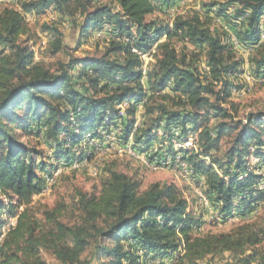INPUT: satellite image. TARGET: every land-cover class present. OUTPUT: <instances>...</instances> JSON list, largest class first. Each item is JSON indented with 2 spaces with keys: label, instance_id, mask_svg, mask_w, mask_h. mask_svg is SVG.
Masks as SVG:
<instances>
[{
  "label": "trees",
  "instance_id": "1",
  "mask_svg": "<svg viewBox=\"0 0 264 264\" xmlns=\"http://www.w3.org/2000/svg\"><path fill=\"white\" fill-rule=\"evenodd\" d=\"M95 1L22 3V11L37 13L81 6L83 39L100 30L109 33L103 55L71 58L56 72L35 60L28 39H20L31 33L23 13L0 11V264H47L43 252L60 264H148V255L166 264L179 251L174 264H199L225 253L233 264H264L263 223L244 221L229 232L197 234L203 220L190 213L188 198L174 183H153L141 191L138 179L108 169L98 194H80L73 223L65 220L66 203H34L46 187L45 176L80 157L76 149L88 136L101 137L100 127L121 128V143L132 139V149L150 161L175 156V142L196 136L195 146L180 148V162L205 178V194L222 220H246L264 200V111L235 121L226 106L234 89L249 87L235 83L246 71L254 80L264 78V0L213 2L205 5L204 17L198 11L179 15L171 26L147 16L182 0L94 6ZM212 22H220L222 31L212 30ZM45 30L57 33L54 52L61 51L57 28ZM176 41L198 51L179 50ZM240 50L249 57L237 58ZM202 53L205 71L199 68ZM142 54L156 58L146 74ZM229 134L228 147L218 154ZM158 135L159 150L149 156ZM30 138L45 145L48 155ZM93 244V258H83Z\"/></svg>",
  "mask_w": 264,
  "mask_h": 264
},
{
  "label": "rangeland",
  "instance_id": "2",
  "mask_svg": "<svg viewBox=\"0 0 264 264\" xmlns=\"http://www.w3.org/2000/svg\"><path fill=\"white\" fill-rule=\"evenodd\" d=\"M33 0H0V11L4 8L9 7L13 9L20 10L23 13L24 20L26 24L31 29V33L26 36H21V40H29V44L35 50V60L42 61L51 71L56 72L59 70L62 64L69 62L71 58L86 57V56H101L108 48L109 33L105 30L97 31L96 33H91L89 38L83 39L80 35V27L83 21L82 7H72V11L61 12L56 9L55 6H50L42 13H37L35 11L24 12L22 11V3L29 2ZM84 1V0H82ZM226 0H182L177 2V4L171 8H166L164 12L156 11L154 14L147 16V20H157L160 23L172 25L175 18L179 15L186 16L190 15L194 11L204 14L205 5L213 2H225ZM100 4L115 5L111 0H96L94 6ZM204 17V15H203ZM49 26L51 29L57 28L59 36L62 41V50L59 52H54L53 43L58 37L57 33L53 30H45V26ZM106 30H112L111 25H107ZM212 30H221L220 22L211 23ZM103 34V35H102ZM102 35V36H100ZM164 40V39H163ZM236 42V39H234ZM176 46L179 50L185 51H198L195 47L181 41H176ZM1 50V46H0ZM138 51V50H137ZM249 52H237V58L241 56L248 58ZM142 58L147 62L151 61L153 65L156 63V58H150L148 54H142ZM147 59V61H146ZM144 65V64H143ZM199 68L201 70H206V55L202 53L199 58ZM243 78V80L241 79ZM248 82L249 87L246 90H233V95L228 99L226 106L231 108L234 114V120H244L249 113L264 111V78H259L254 80L251 75L246 71L244 75L239 77L235 83L244 84ZM221 86H219L220 88ZM233 104V106H232ZM125 105V106H124ZM127 103L122 104V112H124ZM101 137L88 136L82 143V147L78 150L76 149V155L83 158L86 153L91 152L93 145H98L94 147V156L89 165H81L75 169L69 166H60L56 169L52 175L55 176L53 184L45 188L38 196L34 198L35 204H45L49 207L63 202L68 206L66 222L73 223L79 214L78 210V200L81 193L87 195L98 194L103 181L108 177V169L117 170L119 172H126L127 174L135 177L141 183V191L145 190L149 185L153 183L160 184H176L183 194L188 198L190 207L189 211L196 218H201L203 220L202 228L197 231V234L203 235L206 233H221L229 232L233 228L237 227L244 221H254L257 220L259 223L264 224V200L259 204L257 210L250 216V218L242 219L240 216H232L227 220H222L218 209L212 207L208 201L205 194L206 183L205 178H196L194 175H188L184 168L179 166H171L168 168H153L149 162L148 157L141 156H131L126 150L117 147V143L113 140L120 141L121 128L113 127L111 129L101 128L98 130ZM233 134H229L223 139L220 145V151L218 154L225 152L229 145ZM92 138V139H91ZM193 139L196 138L192 137ZM189 139V138H188ZM186 140L178 141L174 143V148L176 155L180 154L178 147L176 145L183 144ZM27 140H29L27 138ZM31 142L37 150H43L49 153L47 147L43 144H37V140L30 138ZM87 141V142H86ZM160 135H158L157 144L154 147V151L150 154L153 155L159 150ZM129 144L132 145V139H130ZM164 145L168 146L167 143ZM102 150H105L102 152ZM124 150V151H123ZM126 151V152H125ZM213 153L216 154L214 151ZM149 155V156H151ZM171 157L172 156H168ZM181 158V157H180ZM162 159H160L161 161ZM163 158L162 161H164ZM45 162H49V159L45 158ZM182 162H185L181 159ZM176 157V164H181ZM258 159L253 161V164L257 163ZM188 165L187 162H185ZM182 165V164H181ZM189 166V165H188ZM83 167V168H82ZM46 175V176H47ZM263 185V187L261 186ZM260 188L264 190V181L260 183ZM204 193L205 201L201 195ZM0 194V199H1ZM6 218V216L4 217ZM16 220H11V222ZM2 227V228H3ZM94 244L84 253L83 258H88L89 260L93 258ZM143 254V252H142ZM182 255V252H176L167 258L166 264H174L177 258ZM43 259L47 264H60V262L49 252H43ZM148 264H160L159 259H153L151 256L146 258ZM211 261L212 264H233V257L229 253H225L223 256H217L212 259H207L199 264H208ZM145 261L143 260L142 263ZM91 264H96V261H91Z\"/></svg>",
  "mask_w": 264,
  "mask_h": 264
},
{
  "label": "bare ground",
  "instance_id": "3",
  "mask_svg": "<svg viewBox=\"0 0 264 264\" xmlns=\"http://www.w3.org/2000/svg\"><path fill=\"white\" fill-rule=\"evenodd\" d=\"M133 52H135V53H138V51H137V49H133ZM146 61H147V59H146ZM145 70H146V72H147V62H145ZM145 70H144V65H143V73L145 74ZM122 106V104L120 105V107ZM125 106V105H124ZM122 108V107H121ZM92 139V138H91ZM87 142V141H86ZM177 147H178V149L179 148H187V147H190V146H195L194 144H192V139H188L187 141H185L183 144H178V145H176ZM129 147H130V149L131 150H126L127 151V153L128 154H130L131 156H138L139 154H137L133 149H132V146H131V144H129ZM124 151V150H123ZM125 151V152H126ZM151 155V154H150ZM178 156H180V155H178ZM163 160V159H162ZM160 161V160H155V161H153V162H151V163H155L156 162V164L157 165H151L153 168H161V169H164V168H168L169 166H165V160L164 161ZM91 161H92V158H90V157H83V158H80V157H76L74 160H73V162L70 164V168H72V169H75V168H77L78 166H81V165H89L90 163H91ZM178 161H180V157H178ZM150 163V162H149ZM182 165H185V164H182ZM83 168V167H82ZM188 169L190 170V173H188V171H186L187 172V174L188 175H194V172H193V170L191 169V168H189L188 167ZM55 174V173H54ZM46 178V180H47V184H46V187H47V185H50L51 183H52V181L54 182L55 180H54V176H49V175H47V176H45ZM45 187V188H46ZM45 188L43 189L44 191H45ZM15 224H14V221L13 222H11L10 223V225H8L7 227H3L2 228V231H3V233H6L7 231H9V229L11 228V227H13ZM143 256V255H142ZM144 258V257H143ZM147 258V257H146ZM145 258V259H146ZM145 261H147V260H145Z\"/></svg>",
  "mask_w": 264,
  "mask_h": 264
},
{
  "label": "built area",
  "instance_id": "4",
  "mask_svg": "<svg viewBox=\"0 0 264 264\" xmlns=\"http://www.w3.org/2000/svg\"><path fill=\"white\" fill-rule=\"evenodd\" d=\"M108 31V29H107ZM103 35V34H102ZM100 35V36H102ZM145 58H146V54H145ZM144 70H145V61H144ZM145 74H146V70H145ZM121 110V113H122V109L120 108ZM114 143H117V147L120 148V149H124V150H131L130 147H129V143L128 144H122L121 141H118V140H113ZM194 139H192V144H194ZM95 146H98V145H93V149H92V158L93 156L95 155L94 154V147ZM105 150H102V152H104ZM152 151H154V148L152 149ZM157 152V151H156ZM141 155V154H140ZM144 155V154H143ZM141 155V156H143ZM144 157H147V155H145ZM176 157H180V156H172V158H165V166H173V164L175 163L176 164ZM151 165H157L156 162L155 163H149ZM176 166H179L181 168H184L186 171H188V173H190V170L188 169V165H181V164H176ZM260 173H262L260 170H259ZM58 174V173H57ZM55 174V176L57 175ZM54 176V178H55ZM53 184V181L50 185H47V189L48 187H50L51 185ZM263 187V185H261ZM203 199L205 200V196H204V193H201ZM206 201V200H205ZM207 202V201H206ZM149 257V255H148ZM167 261V260H166ZM161 262V261H160Z\"/></svg>",
  "mask_w": 264,
  "mask_h": 264
}]
</instances>
